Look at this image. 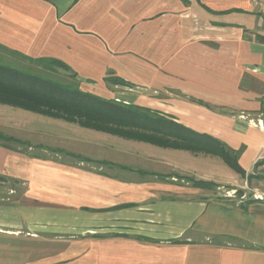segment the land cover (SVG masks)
I'll return each mask as SVG.
<instances>
[{
	"label": "crops",
	"instance_id": "crops-1",
	"mask_svg": "<svg viewBox=\"0 0 264 264\" xmlns=\"http://www.w3.org/2000/svg\"><path fill=\"white\" fill-rule=\"evenodd\" d=\"M0 47L59 59L106 98L125 90L120 101L227 143L247 172L84 126L100 155L0 140V264H264V14L251 0H0ZM9 124L0 115L14 136ZM178 175L218 188L259 178V196L212 198ZM29 239L40 258L29 260Z\"/></svg>",
	"mask_w": 264,
	"mask_h": 264
},
{
	"label": "trees",
	"instance_id": "trees-1",
	"mask_svg": "<svg viewBox=\"0 0 264 264\" xmlns=\"http://www.w3.org/2000/svg\"><path fill=\"white\" fill-rule=\"evenodd\" d=\"M49 60L72 70L59 59ZM73 74L75 75L74 72ZM0 103L159 146L217 155L232 169L247 176L239 161V152L221 139L195 131L160 110L106 98L81 89L79 84L61 83L0 63ZM0 139L4 140L5 146L15 150L17 149L9 141L26 143L1 132ZM250 178L248 176V180ZM191 179L200 187L219 186L212 181ZM237 192L242 195L244 190L237 189ZM249 196L254 200L252 193ZM172 242L181 241L173 239Z\"/></svg>",
	"mask_w": 264,
	"mask_h": 264
},
{
	"label": "rangeland",
	"instance_id": "rangeland-1",
	"mask_svg": "<svg viewBox=\"0 0 264 264\" xmlns=\"http://www.w3.org/2000/svg\"><path fill=\"white\" fill-rule=\"evenodd\" d=\"M49 59L50 58H42V60H34L33 58L23 57L21 54L14 53L0 47V63L2 64L16 67L22 71H26L29 73L39 74L44 78H48L61 83L78 84V79L76 75L73 74L72 70H68L56 63H53ZM113 89L114 90L112 95L117 97L116 100L119 99L118 101H120L126 99L127 93H125V90H120L119 88H115V87ZM0 115L7 120L8 125H10L9 123H11L12 128H9L8 130L10 131H6V132L13 134L14 136L12 137H14L15 139H18L16 137H19V138H25V140L29 141V143L27 142L22 143L19 141H9L8 143L15 148L17 147L16 148L17 150L20 148L23 150H27L31 154H36V155L38 153H44L45 155H50V156L56 155L54 151L55 149L53 147L51 149L45 147L43 149H40L38 147V144L37 145L35 144L37 142L49 146L67 148L71 151L76 150L82 153L90 154L91 156H94L96 154L100 155L101 147L99 146V142L84 137L81 133L82 131L85 132V130L88 129L84 128L85 126L82 127L83 125L81 124H80L81 126H79L78 125L79 123L77 124H75L76 122L71 123L70 121L61 118L46 116L43 114L32 112L30 110H26L23 108H19L3 103H0ZM73 129H75L76 131ZM90 131H92L93 133L96 132V130H90ZM1 141L4 143V140ZM97 143L98 145H96ZM220 158L221 157L217 156V159ZM191 178L193 177L189 175H178L176 176V179H174V182L184 185L188 184V185L200 187ZM248 181L249 183L247 182L246 179L240 181L239 183H241L242 185L241 187L238 186L232 188L229 185H224V187L222 186L221 188H218L209 185H204L203 188H206V192L210 193L209 196L212 198L220 197L225 199L232 197L236 199H243L242 198L243 194L239 195L237 189H243L249 192V194L252 193L254 197V194L258 192L257 190L256 191L253 189L251 190L250 187H252L253 184L259 183L260 180L259 178H255L252 181V184H251V180ZM22 243L24 245L29 246L28 247L29 260L38 259L42 256L43 251H42L41 243L37 241H32L30 239L27 240L26 242L23 241ZM11 246L14 254L20 253L17 252L19 250V243L16 242L15 239L12 240ZM52 248H53L52 244L49 243L45 244L46 251H51ZM13 259H14L13 263L17 264L19 262L25 261L24 260L25 255L20 257H13Z\"/></svg>",
	"mask_w": 264,
	"mask_h": 264
},
{
	"label": "built area",
	"instance_id": "built-area-1",
	"mask_svg": "<svg viewBox=\"0 0 264 264\" xmlns=\"http://www.w3.org/2000/svg\"><path fill=\"white\" fill-rule=\"evenodd\" d=\"M251 1H252L253 6L257 7L258 11L264 14V0H251ZM262 150L264 152V144H263ZM255 196H259L258 193L257 194L255 193ZM243 198H245V195H243Z\"/></svg>",
	"mask_w": 264,
	"mask_h": 264
}]
</instances>
